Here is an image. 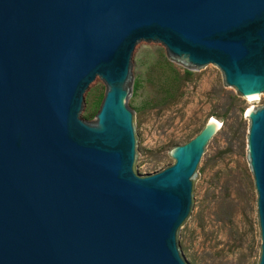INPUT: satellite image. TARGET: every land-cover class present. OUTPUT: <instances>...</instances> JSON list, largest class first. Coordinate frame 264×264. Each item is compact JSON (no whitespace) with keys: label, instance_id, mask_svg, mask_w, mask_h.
<instances>
[{"label":"water","instance_id":"95a60500","mask_svg":"<svg viewBox=\"0 0 264 264\" xmlns=\"http://www.w3.org/2000/svg\"><path fill=\"white\" fill-rule=\"evenodd\" d=\"M140 42L215 65L243 97L264 92V0H0V264H186L176 234L220 128L209 118L170 150L173 164L133 171ZM246 117L264 264V107Z\"/></svg>","mask_w":264,"mask_h":264},{"label":"rangeland","instance_id":"374dc122","mask_svg":"<svg viewBox=\"0 0 264 264\" xmlns=\"http://www.w3.org/2000/svg\"><path fill=\"white\" fill-rule=\"evenodd\" d=\"M103 88L96 78L85 91L86 120L97 113ZM130 89L133 171L141 177L173 164L170 150L192 139L209 118L221 124L204 149L192 179L190 214L176 234L186 264H258L260 233L245 113L264 107V92L248 101L225 84L215 65L192 68L167 57L160 44L145 42L133 51Z\"/></svg>","mask_w":264,"mask_h":264},{"label":"bare ground","instance_id":"6f19581e","mask_svg":"<svg viewBox=\"0 0 264 264\" xmlns=\"http://www.w3.org/2000/svg\"><path fill=\"white\" fill-rule=\"evenodd\" d=\"M258 95L259 94H256V95H249V96H246V99L248 100V101H254V100H256L257 99V97H258ZM253 109H251V108H249V109H247V111H246V116L252 111ZM210 120H212V121H214L215 122V124L217 125V127H221V124L217 121V120H215L214 118H211Z\"/></svg>","mask_w":264,"mask_h":264},{"label":"flooded vegetation","instance_id":"af4514ba","mask_svg":"<svg viewBox=\"0 0 264 264\" xmlns=\"http://www.w3.org/2000/svg\"><path fill=\"white\" fill-rule=\"evenodd\" d=\"M84 120H86V119H84ZM87 121H89V120H87Z\"/></svg>","mask_w":264,"mask_h":264},{"label":"trees","instance_id":"16d2710c","mask_svg":"<svg viewBox=\"0 0 264 264\" xmlns=\"http://www.w3.org/2000/svg\"><path fill=\"white\" fill-rule=\"evenodd\" d=\"M134 89H135V87H134Z\"/></svg>","mask_w":264,"mask_h":264}]
</instances>
